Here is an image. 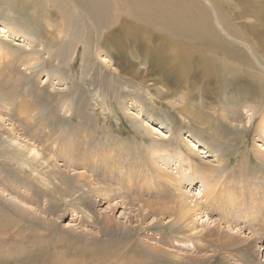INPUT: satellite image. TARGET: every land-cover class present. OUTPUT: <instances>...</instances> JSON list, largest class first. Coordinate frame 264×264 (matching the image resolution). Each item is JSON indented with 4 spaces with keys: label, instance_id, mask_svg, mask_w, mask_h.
<instances>
[{
    "label": "rangeland",
    "instance_id": "rangeland-1",
    "mask_svg": "<svg viewBox=\"0 0 264 264\" xmlns=\"http://www.w3.org/2000/svg\"><path fill=\"white\" fill-rule=\"evenodd\" d=\"M65 1L0 0V264H264L261 98L234 90L241 116L220 124L196 65L103 44L141 23L128 0ZM197 2L264 72V0ZM144 25L156 58L162 30ZM185 138L209 148L202 174Z\"/></svg>",
    "mask_w": 264,
    "mask_h": 264
},
{
    "label": "bare ground",
    "instance_id": "bare-ground-1",
    "mask_svg": "<svg viewBox=\"0 0 264 264\" xmlns=\"http://www.w3.org/2000/svg\"><path fill=\"white\" fill-rule=\"evenodd\" d=\"M114 1L119 3L121 0ZM63 2L66 4V7H68L66 3L67 1L63 0ZM127 2L130 5V11L133 13L134 20L141 21V23L150 25L153 28L158 27L162 30V32L158 36V39H160L161 41V44L157 45V47L159 48V56L156 58H150L151 52L148 49L150 42L154 37V31L152 29L146 28L145 25L141 23H138L136 25L126 24L125 27L117 30V33L113 36V38H109V36L108 39H106V37L105 39L103 38V44H134L138 51L140 50L147 54V56L141 58V60L146 59L147 61H152V65L157 66L161 70L172 62H174V64L175 62H178V65L180 62H182L186 66L191 68L192 66L196 65L197 75L208 82L209 86H212V84H218L221 87V98L219 100L220 104L218 106V108L220 109V117L217 118L220 124L224 123L227 126L228 122L226 120L230 119L228 118L230 113L239 112V117L241 116V112L236 105V108H228L227 106L228 104L234 102L230 95L236 89L239 90V95H242V97L244 96V100H250L249 98L255 99L257 97H260V101L264 104V72L259 69L260 65L258 61H255V58L253 60L250 58V51L244 49L246 48L244 45H240L239 47L228 42L227 37L225 36L228 34V31L224 27L222 28V25H220V22L218 23L216 19L215 21L211 19V14H206L202 9H200L198 12L197 0H128ZM69 8H72V6H69ZM124 21L128 22L127 19H124ZM214 22H217L219 26L216 27L214 25ZM218 28L223 32L217 30ZM0 36H4L6 38V34L3 29H0ZM117 51L118 54L124 59V62L125 60L132 61L125 52L122 53L120 49H117ZM130 55L135 56V52L131 51ZM254 56L256 57V55ZM173 71L174 70H172V72ZM125 73L131 74L130 78H128L130 82L135 81V79L139 78V75L133 68L127 67L122 68L117 75L118 77L123 78L122 74ZM240 81L244 82V85L238 87V82ZM202 88L206 89V86H203ZM217 96H219V94ZM263 104L262 106H264ZM202 105H205V102L202 101ZM196 114L197 113H195V115ZM260 122L261 124L259 125V128L264 131V115L261 118ZM152 130L157 131L155 129ZM149 132L153 134V131ZM161 138L167 139L168 137L164 133L163 135L160 134V139ZM262 145H258L260 146V151L261 149L263 150ZM197 146L198 144L196 142L186 139V154L183 159L184 161H187L188 164H190L192 173L202 174L203 169L197 168L196 164L192 161L194 159V151L196 149L198 154L202 152L208 155L209 148L207 149L205 146ZM260 155L262 156L264 154L262 153ZM261 160L264 162V157H262ZM158 173L160 175L162 174L164 178H169V180L172 182L170 183L171 186L174 185V179L170 174L164 171ZM210 191L211 190L208 191V195L210 194ZM182 206H188V204ZM182 206H178L180 219L188 216L189 212L197 207L198 204L195 203L192 208L191 206H189V209H185L187 207Z\"/></svg>",
    "mask_w": 264,
    "mask_h": 264
}]
</instances>
